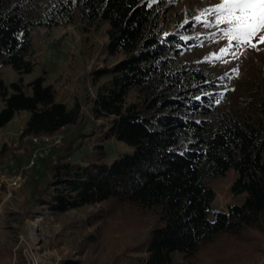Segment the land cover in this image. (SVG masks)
<instances>
[{"label":"trees","instance_id":"16d2710c","mask_svg":"<svg viewBox=\"0 0 264 264\" xmlns=\"http://www.w3.org/2000/svg\"><path fill=\"white\" fill-rule=\"evenodd\" d=\"M31 2L0 0V59L19 75L35 69L33 30L69 24L76 12L91 27L107 22L108 54L125 56L96 72L111 76L93 101L94 116L109 120L100 134L79 131L50 162L44 185L34 180L41 205L58 213L102 203L156 211V225L133 251L142 254L136 259L142 264H172L177 253L193 258L222 235L264 232V86L243 113L229 112L213 105L209 73L175 72L170 53L184 41L167 34L166 0H48L36 20L28 15ZM27 88L29 93L20 81L7 85L0 75V129L22 111L29 118L21 143L77 124L79 108L58 102L43 74ZM133 88L139 100L128 103ZM204 107L208 117L196 111ZM110 140L131 151L109 157ZM89 143L92 150L73 159ZM9 150L0 149V166ZM230 170L235 172L230 192L243 201L215 211L216 192L208 181Z\"/></svg>","mask_w":264,"mask_h":264},{"label":"rangeland","instance_id":"374dc122","mask_svg":"<svg viewBox=\"0 0 264 264\" xmlns=\"http://www.w3.org/2000/svg\"><path fill=\"white\" fill-rule=\"evenodd\" d=\"M47 1L32 0L29 17L38 19ZM166 1L167 34H176L184 41L170 53L173 70L186 76L190 68L203 69L213 77L208 86L213 105L243 113L249 98H259L264 86V44L259 45L260 50L235 42L229 46L224 35L228 26L216 23L215 15L209 14L220 0ZM108 29L107 22L95 27L87 25L76 12L69 24L38 26L33 30L36 54L31 74L21 76L0 59V75L7 85L20 81L29 93L30 81L43 74L58 102L68 109L79 108L77 124L54 135L61 136L60 145L47 146L42 137L21 143L20 135L29 118L26 111L17 113L0 129V149H10L0 166V264H135L142 254H133L134 249L156 225L157 212L153 210L102 203L58 213L35 198L39 191L34 180L39 181L40 188L44 185L50 162L58 159L71 138L79 131L95 130L100 134L102 124L109 121L97 119L92 112L99 87L111 77L106 73L96 76V72L108 70L125 58L123 54H108ZM225 47L227 54L220 52ZM139 96L138 89L133 88L127 102H137ZM3 105L0 98V110ZM196 111L208 117L205 107ZM92 148L93 143L86 144L73 159L78 160L80 153ZM105 148L113 159L131 151L116 140L105 142ZM36 152L39 156L33 160ZM234 179L235 172L230 170L225 176L208 181L216 192L212 204L215 211L224 212L229 204L242 203L243 195L235 197L230 192ZM38 219L42 226L30 231V223ZM172 264H264V232L246 230L240 237L222 235L203 246L193 258L185 260L175 254Z\"/></svg>","mask_w":264,"mask_h":264},{"label":"snow or ice","instance_id":"6c2138e0","mask_svg":"<svg viewBox=\"0 0 264 264\" xmlns=\"http://www.w3.org/2000/svg\"><path fill=\"white\" fill-rule=\"evenodd\" d=\"M209 14L215 15L216 23L228 26L224 35L229 46L235 42L260 50L259 45L264 44V0H220ZM220 52L227 54L228 48H221Z\"/></svg>","mask_w":264,"mask_h":264},{"label":"built area","instance_id":"2783aa9c","mask_svg":"<svg viewBox=\"0 0 264 264\" xmlns=\"http://www.w3.org/2000/svg\"><path fill=\"white\" fill-rule=\"evenodd\" d=\"M42 139H44V141L47 142V146H50V145H60L61 144V136H58V137H54V136H51V137H48V136H44L42 137ZM38 153L36 152L34 157H33V160L34 159H37L38 158Z\"/></svg>","mask_w":264,"mask_h":264},{"label":"bare ground","instance_id":"6f19581e","mask_svg":"<svg viewBox=\"0 0 264 264\" xmlns=\"http://www.w3.org/2000/svg\"><path fill=\"white\" fill-rule=\"evenodd\" d=\"M35 226H37V227L38 226H42V224L40 223L39 219L37 221H33V222L30 223V231L36 230L37 227H35Z\"/></svg>","mask_w":264,"mask_h":264},{"label":"crops","instance_id":"0c3cea01","mask_svg":"<svg viewBox=\"0 0 264 264\" xmlns=\"http://www.w3.org/2000/svg\"><path fill=\"white\" fill-rule=\"evenodd\" d=\"M226 210V209H225Z\"/></svg>","mask_w":264,"mask_h":264}]
</instances>
